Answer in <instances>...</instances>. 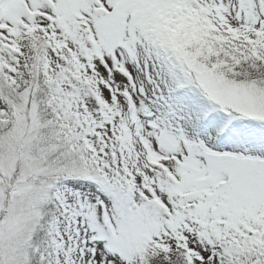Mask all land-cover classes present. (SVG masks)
I'll use <instances>...</instances> for the list:
<instances>
[{
    "label": "snow or ice",
    "instance_id": "snow-or-ice-1",
    "mask_svg": "<svg viewBox=\"0 0 264 264\" xmlns=\"http://www.w3.org/2000/svg\"><path fill=\"white\" fill-rule=\"evenodd\" d=\"M0 264H264V0H0Z\"/></svg>",
    "mask_w": 264,
    "mask_h": 264
}]
</instances>
